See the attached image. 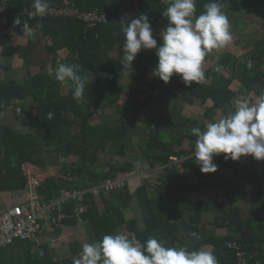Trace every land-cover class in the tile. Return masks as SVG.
Segmentation results:
<instances>
[{
    "label": "trees",
    "instance_id": "trees-1",
    "mask_svg": "<svg viewBox=\"0 0 264 264\" xmlns=\"http://www.w3.org/2000/svg\"><path fill=\"white\" fill-rule=\"evenodd\" d=\"M64 0H50V6L61 4ZM81 9L104 11L108 15L107 23H100L93 29H87L81 21L72 18L50 17L44 20H31L26 13L32 7L33 0H11L8 9L9 22L4 29L22 30L21 25L14 24L18 16L28 23L29 28L48 35L51 45L49 51L57 52L68 48L74 63L81 65L82 74L89 71L93 80L85 89V98L77 103L72 98L69 84H61L41 71L26 76L23 80H5L0 83V114L10 108L20 107L28 119L30 131H22L11 125L0 123V193L14 192L26 186V178L22 174V164L34 161L40 167L52 164L45 162L43 154L53 156L63 154L77 162L69 165L58 177L47 179L39 188L41 199L48 201L67 190H84L97 186L110 177L119 174L132 173L135 169V157L128 153L129 123L123 121L102 120L92 123L93 117L107 107H115L118 114L126 113L131 108L148 107L154 119L148 121L146 128L149 136L140 145L139 157L151 168L163 167L165 176L160 182L150 181L139 186L132 193L129 185L119 190L102 194L97 198L91 193L85 195L86 209L76 214V201H71L64 207L68 216L57 228L58 233L65 232L72 257L63 260L56 259L50 244H35L30 240H16L13 244L0 249V264H75L81 258L82 249L73 245V231L80 222L86 224L93 232L96 241L106 234H117L126 228L127 235L132 240L143 243L149 237H156L164 242L166 247L182 245V232L179 222L174 220L179 215L189 212V221L194 225L203 223V213H216V223L225 225L236 231H245L250 227L249 222L238 217L232 208H227L219 200H192L185 193L197 192L203 187H213L210 175L203 183L190 184L186 172L197 166L194 156L184 157L194 152L195 145L187 149L185 140L196 141L191 134V128H201L212 122L216 111L221 110L225 115L235 107L236 91L232 89L235 79V67L242 68V89L246 93L260 96L264 93V36L254 40L251 52L253 60L248 55L241 60L230 52L224 53L219 62L224 65L228 74L207 70L204 81L200 84L193 82L186 86L178 75H173L168 83L159 78L147 83L152 89H159L164 100L175 99L178 95L192 105L196 100L207 104L203 118L188 117L184 122H175L169 114H155L150 101H141L136 95L129 94L128 101L123 105L120 84L122 80H133L135 83L145 82L150 70L156 66L155 50H142L132 62V69L124 70L121 65L123 56L124 37L120 32L119 22L122 15V3L131 0H72ZM138 3L136 16L146 14L157 33L167 27V20L162 16V10L167 7L163 0H135ZM209 0H196L197 15L204 11V5ZM223 11L258 18L264 23V0H222ZM157 39V44L161 43ZM117 51V55L112 53ZM215 52L208 57H215ZM251 62V67H249ZM108 74L109 77L104 76ZM32 101V104H30ZM212 105H209V102ZM53 114L48 118V113ZM68 114H72L69 117ZM168 137V138H167ZM124 160L118 161L115 158ZM174 157L178 161L174 162ZM225 160L224 154L214 157V162L234 173L243 171V159ZM105 158V159H104ZM106 161V164L100 161ZM206 174V173H205ZM206 176V175H205ZM263 178L251 174L253 189L250 193L251 210L263 202ZM232 191V190H229ZM136 198L145 222L140 229L137 221L128 220L125 209L130 207ZM58 226V227H59ZM122 234V233H121ZM204 238L193 250H200L203 244L213 245L218 264H237L236 253L228 247V241L237 242L251 256V263L264 264V240L255 236H227Z\"/></svg>",
    "mask_w": 264,
    "mask_h": 264
},
{
    "label": "crops",
    "instance_id": "crops-1",
    "mask_svg": "<svg viewBox=\"0 0 264 264\" xmlns=\"http://www.w3.org/2000/svg\"><path fill=\"white\" fill-rule=\"evenodd\" d=\"M137 6L138 3L135 0L124 1L122 3V15L126 20L136 17ZM224 12L232 20L231 33L233 39L232 42L222 51L219 53L215 52V57L207 56L205 58L203 63L204 73L207 70L212 69L229 75V72L226 71L224 65L219 62L220 56L226 52H230L233 54L234 59L237 58L238 60H241L251 52L254 40L264 36L263 22H260V24L255 20V22L253 20L250 22V16H247V21L249 22H244L241 20L243 19V14H234L228 12V10H225ZM244 17H246V15ZM233 21L237 24L236 28L233 27ZM49 45H51L49 36L38 31L36 28L30 27L29 30H25L24 32H20L18 29L12 31H8L7 29L0 30V83L8 79L21 81L31 74L47 71V65L50 63L53 65L56 62L74 63V59L68 48L60 49L57 52H51L48 49ZM117 53V51H114L112 54L116 56ZM152 72L153 70L149 71L145 82L135 83L133 80H127V78L126 80H122L120 91L123 94V105L127 103L129 94H132L136 95L142 102L150 101L155 114L167 113L175 122L182 123L188 117L193 119L203 118L207 104H203L200 100H196L194 104L190 105L182 95H178L175 99L170 98L168 101L164 100V96L160 94L159 89L154 90L147 85V83L153 82L156 78L152 75ZM233 75L235 76V79L232 84V89L237 92L235 98L236 102L245 99V96L247 95L242 89V68L240 65L235 67ZM104 76L109 77L108 74H104ZM30 104H32V101H30ZM208 104L212 105V102L210 101ZM14 108L17 111L14 110ZM10 110H13L14 112L0 114V123L17 127L22 131H30L28 119L24 113H22L21 108L14 106L10 108L9 111ZM14 114L21 115L19 123L13 121L12 117ZM223 116L224 114L222 111L220 109L217 110L212 122ZM124 119L129 123L127 151L135 157V169L132 173H126L123 175L119 174L117 178L123 179L125 184L129 185L131 192L135 193L139 186L148 181L153 184L160 182L165 176L166 171L163 167L151 168L147 162L139 157L141 154L140 145L149 136V129L146 128V124L148 121L154 119V116L148 107L139 109L138 107H135L131 108V110H128L126 113L120 114L117 113L115 107H107L93 117L92 123L97 124L102 120L123 121ZM194 145L195 142L189 139L184 142V147L187 149L192 148ZM42 156L47 164L50 163L54 165L53 167L59 169L60 173H63L66 169V167H63L65 165L64 161H66L68 166L77 162V159L69 158L66 155L58 153L53 156L46 154H43ZM190 156H193V153L186 154L184 157L186 158ZM175 158L176 157H174V162H177L178 160ZM139 163L142 165L140 164L141 166H137ZM214 163L217 165V171L214 173H202L199 165L186 172L190 184H196L199 181L205 183L210 175L212 180V185L210 186L213 187H203L197 192L190 194L185 193V195L192 200H219L221 203L225 204L227 208H232L235 213H238V217L242 220L247 222L251 220L252 225L243 232L234 231L227 228L225 225H218L215 221L217 215L213 211L204 212L202 215L203 223L201 225H194L189 221V212H186L185 214L174 218V220L179 222L181 226L182 245H179V247L183 246L189 251H192L198 243L204 238H207L206 236L209 238L217 237L219 239L227 236H246L247 238L255 236L259 240H264V199L263 202L256 207L254 212L251 210L250 200V193L253 189L251 174H257L259 177L263 176L264 160H256L251 155L245 156L243 159V171L240 173H234L225 169L220 164L216 162ZM262 187L264 189V178ZM12 193L13 192L0 193V207L3 198L5 200L13 198ZM23 200L24 198L21 195L20 198L13 199V202H11L12 204L8 205L11 206L15 203L22 202ZM5 208H7V206ZM1 211L2 209L0 208V212ZM124 213L128 220H136L140 229L144 228L145 222L136 198L133 199L130 207L126 208ZM59 225L60 223L45 225L43 230L37 235L36 240L30 241L35 244L48 242L56 259L63 260L74 255L69 246L65 232H57V228H61ZM89 227L80 222L74 228L73 245L78 249H82V246L85 243L91 244L90 242L97 240L94 233L89 231ZM125 231L126 228H123L120 232L123 234L126 233ZM200 250L212 251L213 245L209 243L203 244ZM257 264L261 263L257 262Z\"/></svg>",
    "mask_w": 264,
    "mask_h": 264
},
{
    "label": "clouds",
    "instance_id": "clouds-1",
    "mask_svg": "<svg viewBox=\"0 0 264 264\" xmlns=\"http://www.w3.org/2000/svg\"><path fill=\"white\" fill-rule=\"evenodd\" d=\"M163 3L167 5L162 10L167 27L160 33L162 42L159 46L146 14L119 22L124 37L121 65L124 70L132 69L138 53L154 49L157 57L152 72L154 77L168 83L173 75H178L186 86L193 82L200 84L205 79V58L222 51L233 39L230 21L223 11L224 3L209 0L199 15L196 0H163ZM49 6L50 0H33L32 4L35 14L41 17ZM21 23L22 30H29L28 23L17 16L14 24ZM47 75L62 85L69 84L72 98L77 103L83 102L85 89L93 80L92 73L82 74L81 65L77 63H50ZM52 116L49 112L48 118ZM191 134L197 138L193 156L202 173L216 172L217 165L213 160L221 154L226 161H238L247 155L264 160V93L254 102L236 101L233 110L206 123L203 128L192 127ZM75 264H218V259L212 251L166 247L156 237L141 243L117 233L106 234L95 243L83 244L81 258Z\"/></svg>",
    "mask_w": 264,
    "mask_h": 264
},
{
    "label": "built area",
    "instance_id": "built-area-1",
    "mask_svg": "<svg viewBox=\"0 0 264 264\" xmlns=\"http://www.w3.org/2000/svg\"><path fill=\"white\" fill-rule=\"evenodd\" d=\"M11 0H0V30H3L9 22L7 14ZM31 20H44L50 17L72 18L81 21L87 29H93L100 23H107L109 18L106 12L81 9L72 0H64L61 4L49 6L46 14L41 17L35 14L33 7L27 9ZM152 25V23H151ZM153 28V25H152ZM153 35L160 39V34L153 28ZM245 99L254 102L257 98L252 93H247ZM179 160L178 157L175 158ZM175 160V161H176ZM22 174L26 178V186L19 190L24 200L15 203L0 212V249L13 244L16 240H36L37 235L47 224H59L68 214L64 207L71 201L77 202L76 214H81L86 209L85 195L93 194L99 198L119 190L125 186L121 178L110 177L103 183L84 190H67L59 196L45 201L40 198L38 188L49 178L58 177L60 170L53 167H40L34 161H26L22 164ZM229 248L235 251L237 264H252L251 256L235 241H228Z\"/></svg>",
    "mask_w": 264,
    "mask_h": 264
},
{
    "label": "rangeland",
    "instance_id": "rangeland-1",
    "mask_svg": "<svg viewBox=\"0 0 264 264\" xmlns=\"http://www.w3.org/2000/svg\"><path fill=\"white\" fill-rule=\"evenodd\" d=\"M229 12V11H228ZM235 14V13H234ZM245 15H243V19H241V20H243L244 22H246L247 20H248V18H247V16L246 17H244ZM135 18V17H134ZM228 19H229V21H230V24H232V20L230 19V17L228 16ZM245 19V20H244ZM252 20L254 21H256V22H258L259 24H260V22H262V21H260L258 18H255V17H250V19H249V21L250 22H252ZM249 21H247V22H249ZM254 21V22H255ZM242 23V22H241ZM233 27L234 28H236L237 27V24L233 21ZM249 24V23H248ZM238 29V28H237ZM256 98H258V96H256L255 94H253ZM14 110H16L15 108H14ZM17 111V110H16ZM13 113L14 111L13 110H8L7 111V113ZM68 116L69 117H72V115L71 114H68ZM20 117H21V115H17V114H14L13 115V117H12V119H13V121L15 122V123H19L20 122ZM17 128V127H16ZM20 128V127H19ZM105 159V158H104ZM116 160H118V161H123L124 159L123 158H121V157H116L115 158ZM65 162V165L63 166V167H68V165H67V163H66V161H64ZM101 163H103V164H106V161H100ZM141 163H139L137 166H141L140 165ZM51 166H54V165H51ZM138 170H141V169H138ZM62 171H63V169H62ZM12 196H13V198H8L7 200H5L4 198H3V202H2V205H1V209L3 210L6 206L8 207L10 204H12L11 202H13V199H18V198H20L21 197V195L19 194V190L18 191H14L13 193H12ZM5 198H6V195H5ZM9 204V205H8Z\"/></svg>",
    "mask_w": 264,
    "mask_h": 264
},
{
    "label": "water",
    "instance_id": "water-1",
    "mask_svg": "<svg viewBox=\"0 0 264 264\" xmlns=\"http://www.w3.org/2000/svg\"><path fill=\"white\" fill-rule=\"evenodd\" d=\"M253 55H254V52H251V53L249 54V60H250V61L253 60Z\"/></svg>",
    "mask_w": 264,
    "mask_h": 264
}]
</instances>
